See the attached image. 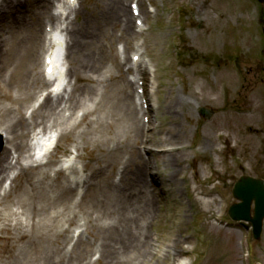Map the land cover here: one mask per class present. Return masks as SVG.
Here are the masks:
<instances>
[{"label": "rangeland", "instance_id": "obj_1", "mask_svg": "<svg viewBox=\"0 0 264 264\" xmlns=\"http://www.w3.org/2000/svg\"><path fill=\"white\" fill-rule=\"evenodd\" d=\"M95 1L102 3L103 8L111 5V0H79L82 5L77 21L89 14ZM134 2L144 7L145 14L138 17L141 20L146 17L145 28L149 30L146 34L156 33L161 39L156 42L151 38L145 44L140 35L130 39V46L125 49L126 42L119 38L120 30L109 25L106 38L104 32H97L93 46L100 42L109 51L108 34H113L112 43L121 58L124 50L130 60L132 53L146 48L144 61L149 59L151 70L142 63L139 71H127L130 63L127 62L122 67V78L112 60L106 59L100 82H81L94 92L86 95L74 110L65 111L61 125L47 129L45 134L55 137L56 146L36 158L33 157L35 141L31 143V156L24 158L22 164L48 165L51 180L62 169L71 188L70 197H65L56 186L51 192L52 207L33 214L26 203L41 205L39 190L27 188L25 175L20 174L17 166L4 173L0 192L12 189L10 198L0 204V226L3 223L15 226L16 231L29 236L30 242L35 241V246L33 249L26 246L25 250L12 254L0 252V264H70L71 261V264H109L108 257L87 252L84 247L80 251L48 255L44 252L47 243H42L40 238H52L54 233L68 229L72 239L68 248L79 237L94 244L108 220L109 183L112 180L119 184V189L128 192L139 163L135 160L137 154L148 162L144 166L143 183H147L146 191L153 202L151 213H143L141 219L146 223L147 247L151 249L143 264H264V221L260 239L254 240L250 231L227 214L228 207L236 202L231 192L236 179L243 174L264 178V31L259 21L264 20V3L124 0L126 9L130 11V3ZM37 4L25 0L24 13L29 14L25 22L32 19L31 9ZM198 6L201 10L196 13ZM75 16L69 13L67 19L60 21L65 24ZM9 21L12 22L10 18ZM27 28L25 23L20 29L14 28V33L22 31L27 35ZM42 29L45 33L44 26ZM62 32L68 40L67 32ZM13 55L7 56L4 69L11 73L8 91L16 101L3 100L2 104L21 106L28 116L44 99L48 86L24 97L30 89L23 79L19 80ZM38 66L42 70L41 59ZM154 68L157 88L150 91ZM27 73L28 70L24 80ZM135 76L140 79L133 82L131 78ZM145 76L147 89L141 98L135 96V102L145 132L149 128L147 141L142 140L143 131L139 137L127 134L117 107L119 91L129 82L134 97L138 86L144 87ZM19 81L23 85L21 89L17 86ZM74 84V77L66 75L65 90L70 91ZM181 101L185 103L181 105ZM201 106L212 108L210 118L199 114ZM91 122L102 125L100 134L92 138ZM169 132L172 138L166 139ZM159 138L167 143L156 146L155 140ZM0 144L1 153L8 145L1 130ZM169 148L179 151L167 157ZM98 162L104 164L103 172L93 176L92 170L98 167ZM79 178L85 181L77 184ZM61 182L59 178L58 183ZM130 189V199L138 202V213L144 212L143 195L140 197L136 188ZM206 201L211 203L207 205ZM128 231L131 235L135 232L134 228ZM7 246V240H0V248L7 250Z\"/></svg>", "mask_w": 264, "mask_h": 264}, {"label": "bare ground", "instance_id": "obj_2", "mask_svg": "<svg viewBox=\"0 0 264 264\" xmlns=\"http://www.w3.org/2000/svg\"><path fill=\"white\" fill-rule=\"evenodd\" d=\"M31 1L38 4L31 9L32 19L25 22L27 15H29L24 13V9L26 8L23 6L25 0H0V130L4 133L5 141L8 144L0 153V186L4 173L9 168L17 166L20 174L25 175L27 188L30 190L38 189L40 197L43 200V203L39 206L35 204L30 205L28 204L29 201H27L26 207L31 213L36 214L40 213L38 211L42 212V210H48L52 207L54 196L51 192L56 186L65 197H70L71 188L68 178L64 175L62 169L56 172L55 180H51L48 165L43 166L41 163H38L37 166L26 167L22 164L24 158L31 156L32 141L35 139L40 149L48 148L52 143V137L45 134L47 129L52 126L61 125L65 115L64 112L74 110L86 95L94 92V89L86 84L81 85V82H100L104 76L102 65L106 59L112 60L118 76L122 78V67L124 64L130 62L127 71L133 69L139 71V66L143 63L142 54L145 53L146 48L144 52L135 51L136 53L131 55L130 60L126 52V55L121 58L115 52L114 44L112 43L113 34H108L110 38L109 51L100 42L95 47L93 46L96 41L97 32H104L103 38L105 39L109 25L118 28L121 32L119 38L126 42L125 48L127 49L130 46V39L143 35V42L147 44L151 38H154L158 42L161 39V35L155 33L153 36H150L146 34L149 31L147 28L146 32H143L145 30L143 26L139 27L133 24L132 20L135 17L126 9L124 0H111V5L104 6V8L102 3L95 1L92 10L88 11L89 14H85L82 21H77L76 18L82 5L78 0H63L60 3H52L50 6L47 2H53V0ZM200 10L201 7L198 6L196 13ZM70 11L75 13V18L67 20L64 26H62V23L59 26L56 25L55 21L60 20L67 12L70 13ZM138 11L145 14L144 7L141 4L138 6ZM9 18L12 22L9 21ZM136 19L138 18H135L134 21ZM145 20L146 17L144 18V26L146 24ZM25 23L28 27L27 35L23 34L22 31H15L14 33V28L20 29ZM45 23H50L51 25L47 38L48 48L43 58L44 61L47 59L51 62L50 67L52 68V72L47 74L44 70L42 72L38 66L41 59L40 51L44 48L42 28ZM64 30L68 34V40H64L61 36V31ZM12 53L14 54L13 57H16L12 63L19 69V80L23 79L24 85H28L30 89L24 97L30 96V92L35 94L44 85H49V90L43 101L34 107L28 116H26L21 106L12 107L8 104H2L3 100L16 101L8 91V85L10 84L9 75L11 73L7 74L6 69H4L7 68L8 64L7 56L9 54L12 55ZM19 56L20 58H18ZM65 59L69 64L68 69H64L63 62ZM147 63L150 65L149 59L146 65ZM46 66L45 64V68ZM27 70L28 73L24 80L23 75ZM152 71L154 80L151 81V88H153L154 84L157 85L155 80L156 68ZM66 74L73 76L75 79V84L71 87L70 91H66L63 88ZM17 86L19 89L23 87L21 81L18 82ZM131 86L128 82L119 91V101L117 104L119 119L123 123V126L126 127L127 134L133 133L134 136L137 135L139 137L140 131H143L145 135H141L143 137L142 140L147 141L148 135L146 132L148 133L149 128L147 126L148 129L145 132V124L139 119V109L134 102L135 98L132 97L133 93H130ZM62 90L66 95L62 93ZM184 103L185 101L180 102L181 105ZM117 107L115 106V108ZM173 112H176L175 109ZM85 116L83 117L85 118ZM89 126L90 138L100 134L101 123L91 122ZM36 127L40 130L36 131ZM41 131H43L42 136H39ZM168 136L166 139L172 138L171 134ZM166 139L159 138L155 140L156 146H163L161 144L167 143ZM74 148L78 150L76 142H74ZM166 151L168 152L166 155L169 157L170 155H174V152L179 151V149L169 148ZM135 160L139 163L133 171L134 176L131 177L132 183L129 186L128 192H130V188H136L139 196L143 195L144 212L138 213V202L135 199H130L129 193L119 189V184L115 185L111 180L109 183L111 202L108 208V220L102 227L103 234L100 235V238L94 244H90L82 237H79L68 248V244L72 239L69 235L70 231L65 229L54 233L52 238H40L42 243H47L45 253L49 255L50 253L56 254L65 251H80L84 247L87 252H96L104 257H108L109 264H143L144 258L151 254V249L147 247V238L149 236L146 233V223L145 221H141V219L143 213H151L153 202L151 194L146 191L147 183H143L145 182V179H143L144 166L148 162L146 160L142 161L141 156L138 154L135 156ZM97 166L95 170H92L91 174L93 176L103 172L104 164L98 162ZM35 178L36 180L33 182ZM59 178H62L61 183H58ZM84 181L85 179L79 178L76 183L81 184ZM22 187L23 185L20 184V188ZM10 190L8 192H0V204L10 198ZM21 193H24V191L22 190ZM212 202H214V199ZM210 203L211 201H206L207 205ZM130 228H134L135 230L133 235L128 231ZM0 240H7L9 244L7 250L0 248V252L9 254L15 253L19 249L25 250L26 246L30 249H33L35 246V241L30 242V238L26 233L16 231L15 226L12 227L9 223H3L0 226ZM17 242L20 243L18 244ZM135 246L137 247V251L135 250Z\"/></svg>", "mask_w": 264, "mask_h": 264}, {"label": "water", "instance_id": "obj_3", "mask_svg": "<svg viewBox=\"0 0 264 264\" xmlns=\"http://www.w3.org/2000/svg\"><path fill=\"white\" fill-rule=\"evenodd\" d=\"M264 3V0H258ZM200 113L205 118H209L212 110L202 107ZM233 196L240 200L234 203L228 209L229 215L235 220L248 221L243 223L246 228L252 226V233L256 239L259 238L262 229V220L264 218V180L243 175L236 180L232 189ZM254 203L253 215L250 214V207Z\"/></svg>", "mask_w": 264, "mask_h": 264}]
</instances>
